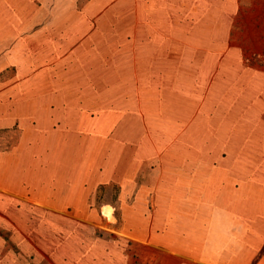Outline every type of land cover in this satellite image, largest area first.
<instances>
[{"label": "rangeland", "instance_id": "374dc122", "mask_svg": "<svg viewBox=\"0 0 264 264\" xmlns=\"http://www.w3.org/2000/svg\"><path fill=\"white\" fill-rule=\"evenodd\" d=\"M77 1L78 12L66 9L72 0H13L7 16L0 17V95L14 96L33 88L56 90L64 96L51 103L82 111L77 114L82 121L71 126L42 128L18 113L0 114V158L18 150L27 152L37 180L45 182L53 180L60 166L74 171L77 182L87 188L91 174H104L110 181L123 177L120 188H136V206L143 215L148 203L154 212L166 214V228L160 226L163 220L157 229L143 225L136 231L140 238L194 264H264V171L257 172L264 161L250 160L241 151L214 161L220 156L212 149L220 141L215 134L205 137L206 146L188 143L192 129L176 122L171 113L167 48L161 56L136 54L132 74L115 75L108 71L115 61L94 58L91 45L101 26L85 15L86 0ZM228 2L234 15L228 45L234 51L221 50L217 55L214 79L251 71L264 78V0ZM136 24L129 29L136 32L138 43L139 33L148 31V26ZM165 36L160 41L169 45ZM145 42L152 45L154 39ZM106 52L117 54L111 47ZM75 82L79 90L74 89ZM263 130L264 123L253 127L251 139ZM53 131H60L59 138L42 137ZM115 153V167L103 170L101 155L110 166ZM50 188H31L26 193L33 207L25 208L27 215L0 218V264H42V257H27V248L19 246L26 234L24 224L34 226L47 213H77L98 222L95 199L106 197L108 190L88 194L92 205L69 209L60 195L46 191Z\"/></svg>", "mask_w": 264, "mask_h": 264}, {"label": "crops", "instance_id": "0c3cea01", "mask_svg": "<svg viewBox=\"0 0 264 264\" xmlns=\"http://www.w3.org/2000/svg\"><path fill=\"white\" fill-rule=\"evenodd\" d=\"M78 3L79 1L72 0L71 8L66 9L78 12L81 10L78 8ZM228 6L229 2L222 15L220 44L216 46L219 50L218 54L222 52L221 50L234 51L228 45V32L234 16ZM83 11L86 16L94 17L100 26L106 25V20L109 17H118L127 12L129 13L128 18L132 20L128 25L136 26V0H86ZM90 11L93 12L90 13ZM98 16L100 19H97ZM217 55L214 58L215 63ZM238 73L230 74L228 79L217 78L218 87L221 86L228 95H233L236 93L235 91H239L241 96H245L251 91H263L264 93V78L260 73L252 71L249 75H246L247 72ZM237 75L239 79L236 77ZM258 87L261 91L257 89ZM63 94L56 90L47 91L33 88L19 91L14 96L0 95V114L18 113L23 120L38 128H42L41 126L44 127L46 124H48L47 126L59 125L62 127L64 124L71 126L70 124L82 121L81 116L77 115L82 111L78 110L76 106L51 103L54 102L55 97H63ZM171 108V113H173V106ZM85 118L89 120L90 117ZM92 121L95 122L94 119ZM108 123L109 120L106 126ZM45 135L42 137L50 140L56 139V137L59 138L60 131L49 132ZM216 136L217 140H222L218 135ZM117 137V133H114L113 140H117ZM251 138L253 139V136L250 133L243 139L232 140L231 146L223 148L220 145L221 141L213 143L212 149L217 151H215V155L220 154L214 161L219 157L226 158L227 155L237 154L240 146H249L253 149L254 145L256 146L255 155L248 153L244 155H248V158L253 161H264V130L260 142L262 147L254 143ZM205 143H198L199 145L196 144L197 146L194 147L206 146ZM260 150L261 153L258 154ZM215 155L211 156L216 158ZM117 156L118 154L115 153L109 166L108 162L107 164L105 162L107 160L101 155L99 161L102 169L114 168ZM29 157L27 152L18 150L3 159L0 158V218L6 219L7 215L12 217L14 213L21 216L27 215L25 208L33 209L27 203L29 199L26 197V193L30 192L31 188H46V185H49L51 188L46 191L60 195L69 209L80 208L79 206L82 204H94L92 198L88 200L87 195L90 193H98L104 189L108 190V195L100 196L98 200L95 199L97 223L83 218L77 213L64 212L62 216H53V214L47 213L45 218L37 220L34 226L27 222V228H25L24 224L23 230L26 234L21 239L22 244L19 247L27 248V257H42V264H194L190 263L184 255L166 251L164 246H159L136 235V231H139L143 225L146 229H157L160 220H163L161 228H166V214L154 212L148 203L144 205V209L147 211L145 214H147L143 215L139 211L140 207L136 206V188H120L119 182L122 183L123 177L121 181H110L103 176L104 174L100 176L91 174L88 181L89 188H87L88 185L77 182L74 171L60 166L59 172L52 175L53 180L45 182L43 179L37 180L38 176L35 174L34 167L29 163L31 161ZM258 166L257 172L263 173L264 164ZM106 185L110 188H95ZM78 194L82 195L78 197ZM42 208L48 209V206H42ZM49 208L53 209L52 206ZM107 208L109 209L108 214L106 213ZM4 222L6 223V221Z\"/></svg>", "mask_w": 264, "mask_h": 264}, {"label": "trees", "instance_id": "16d2710c", "mask_svg": "<svg viewBox=\"0 0 264 264\" xmlns=\"http://www.w3.org/2000/svg\"><path fill=\"white\" fill-rule=\"evenodd\" d=\"M12 3L13 0H0V17L7 14ZM225 8L227 0H136V23L148 26V31L139 33L142 41L136 43V32L129 29L132 20L126 12L109 17L91 45L94 58L115 61L108 71L122 77L132 74L136 54L161 56L167 48L173 118L190 126L187 142L193 146L204 144L206 136L215 134L222 138L221 148L229 147L232 140L248 137L253 127L264 123V93L260 87L257 89L261 92L241 96L233 90L236 93L228 95L214 79V58L219 52L216 46L220 44ZM163 35L169 45L160 41ZM150 38L154 39L152 45L145 42ZM116 39L115 45L112 41ZM110 47L116 55L107 56ZM73 87L81 86L75 82ZM261 134H255L252 141L260 145ZM253 147L240 146L238 151L255 155L256 146Z\"/></svg>", "mask_w": 264, "mask_h": 264}]
</instances>
